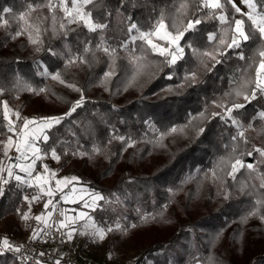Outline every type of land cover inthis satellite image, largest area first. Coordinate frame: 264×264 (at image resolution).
<instances>
[{"label":"trees","instance_id":"trees-1","mask_svg":"<svg viewBox=\"0 0 264 264\" xmlns=\"http://www.w3.org/2000/svg\"><path fill=\"white\" fill-rule=\"evenodd\" d=\"M39 2L40 0H0V17L9 20V25L0 27V84L10 88L19 72L33 87L47 86L51 92L34 95L28 91H20L17 98L16 92L6 90L0 95V101L6 100L11 106L20 102L19 111L27 115L61 116L68 111L72 102L80 98V93L51 79H45L38 73L45 67L50 72L63 69L64 57L69 49L74 54L82 48V41L91 40L95 44L100 33H89L81 27L70 32L65 39L62 35L53 38L49 32L44 37V50L37 53L26 35L15 39L12 35L22 24L13 19V14L18 16L27 9L28 3ZM139 2L142 3L143 0ZM120 3L121 0H104V6L112 12L109 19L103 17V8L94 12V16L101 17L102 22L109 24L104 35L112 42L127 38V16L131 15L133 21L147 27L152 6L160 7L171 3V0H148L147 8H133L130 3H125L121 10L123 14L117 15ZM228 7L231 13V6ZM4 8H9L12 12L4 13ZM44 11L46 13L47 10ZM38 14L33 13V16ZM72 27L76 28V25ZM198 27L200 32L195 35L200 46L204 42L202 35L215 30L216 22L208 21ZM49 48L58 55H52L47 50ZM244 51L246 55L250 54L248 46ZM120 55L123 57L125 53L121 52ZM97 56L100 62L91 69L86 65L73 66L66 73L67 80L85 89V100L76 112L49 131L48 142L51 145L57 140L68 141L73 147L78 142L83 149L89 150L94 143L107 145L103 155H95L92 159L71 156H62L61 159V168L80 177L81 182H87L88 187L109 197L113 193L121 197L128 195L123 205L116 206L115 213L98 210L95 212V219L101 223L105 219L112 222L119 214L123 217L121 223L128 225L139 223L136 208H140L142 213H162L156 220L133 229L134 234L148 242L138 254L135 264H196L197 260L199 264H264V223L257 217L250 218L245 224L240 223V217L249 209L254 197L241 195L233 189L231 197L225 200L217 195L218 182L213 184L210 179L204 178V173L213 167L217 158L225 155V145L232 142L231 137L235 135L236 129L230 123H225L219 117L213 118L205 125L206 131L199 139H191V131L189 138L176 136L175 143L170 136L164 141L168 145L167 149H154L151 144L139 142L134 148H128L125 162L122 158L126 151H121L123 146L120 142L113 140L110 145L107 144L113 134L131 136L137 141L151 138L150 125L146 123L148 121L161 130L184 124L189 113H197L206 100L211 101L228 89L229 78L242 62L232 55L231 59L217 65L210 73L201 69L202 82L194 88L181 90L182 94L178 96L160 91L169 84L178 83L175 77L173 80L165 78L171 71L168 68L143 89L131 87L115 94L117 88L123 87L120 83L123 73L113 77L109 85L112 91H105L98 86L97 79L106 70L107 58L103 53H97ZM125 62L119 61L121 64ZM194 63V58L186 49L185 59L178 61L175 66L177 75H183L184 70ZM53 92L55 95L51 94ZM240 102L244 103L242 98ZM213 110L220 111L209 109ZM261 110H264V97L258 96L233 114L247 125ZM4 123L3 108L0 105V132L6 131ZM260 125L261 121L257 119L255 127L259 128ZM247 135L250 145L264 146V137L258 136L254 131ZM2 139L5 136L0 135V140ZM57 151L59 153L63 149L58 146ZM245 161L253 162L249 157H245ZM90 171L94 172L95 178H88ZM190 175L195 179L182 184ZM244 175L245 170L242 169L237 174V179L244 178ZM130 180L134 182L129 183ZM232 183L231 178H228V184L231 186ZM169 188L178 190L173 195L169 193ZM32 191L27 189L21 192L16 188L15 181L6 186L5 195L0 201V221L8 217L21 220L16 209L19 207L26 211L27 203L23 201V195ZM218 232H221V236L216 239ZM0 264H14V260L0 254Z\"/></svg>","mask_w":264,"mask_h":264},{"label":"snow or ice","instance_id":"snow-or-ice-1","mask_svg":"<svg viewBox=\"0 0 264 264\" xmlns=\"http://www.w3.org/2000/svg\"><path fill=\"white\" fill-rule=\"evenodd\" d=\"M125 3H130L133 8L148 7V0H121L117 9V15H122ZM247 11H243L235 0H171V3L157 7L152 6L148 17L147 27L137 21H133L131 15L127 16L126 39L112 42L104 32L109 24L101 21V17L94 16V12L103 8L105 19L112 16V12L104 6V0H40L39 3H28L27 9L18 14H13V19L22 22L18 30L12 35L15 39L27 36L29 44L34 46L37 53L41 52L45 43L44 37L51 32L53 38L63 36L67 38L70 32L79 28L86 29L89 33H100L99 40L93 44L91 40L82 41V48L76 53L71 49L65 54L63 69L50 72L46 67L38 74L45 79H51L65 87L80 93V98L71 103L70 108L61 116H23L19 110L9 107L8 101H0L3 108V127L6 131L0 132L5 139L0 140V198L4 197L6 186L15 181L16 188L21 192L32 189L31 195H23V201L27 203L28 210L17 208L20 219L27 225L31 219L36 221V226L31 229L29 240L48 242L54 240L57 235L61 243H71L75 236H86L93 244L103 242L113 232H120L127 236L131 229H136L150 221L156 220L162 213H142L140 208L135 211L139 223L122 224V215L112 222L107 219L101 223L94 219L88 212L77 209H67L61 204H79L82 208L91 209L92 212L117 211L116 206L123 205L128 195L121 197L113 193L111 197L105 196L94 188L87 186V182H81L76 175L58 177L60 169H53L45 161L50 159L59 163L62 156L87 157L92 159L95 155H103L107 145L94 143L91 149H83L82 145L73 147L70 142L57 140L49 145V131L56 125L70 117L85 100V89L77 83L67 80L66 73L73 66L86 65L89 69L99 63L97 53H103L107 58L106 70L98 77V86L105 91H112L109 85L113 77L123 73L120 80L122 88H117L115 94L127 91L131 87L143 89L147 83L156 78L165 68L171 69L166 75L167 80L175 77L178 83L169 84L160 91L169 95H181V90L194 88L201 83V69L203 72L214 71L217 65L231 59L242 63L237 66L229 78V87L221 95L211 101H205L203 108L195 114L189 113L186 122L182 125H172L164 130L156 128L150 121L151 138H142L137 141L131 136L113 134L107 141L110 145L117 140L123 146L121 151L134 148L137 143L144 142L152 147L167 149L164 141L176 136L189 138V132L193 133L191 139H199L206 131L205 125L213 118L219 117L225 123H230L236 129L231 137V144L225 145V155L217 158L213 167L204 173L205 179H210L213 184L218 182L217 195L228 200L232 190L241 195L254 197L249 209L240 217V223L245 224L252 217H257L264 223V146L250 145L248 132L254 131L258 136L264 137V110L257 113L247 125L242 123L233 113L246 107V104L264 97V0H241ZM231 6V13L229 7ZM47 10L46 13L44 10ZM4 13H11L9 8L3 9ZM33 13H39L33 16ZM239 14V18H237ZM208 21L216 22V29L202 35L203 44L198 46L196 33L200 32L199 25ZM9 25L8 19L0 17V27ZM72 25H76L73 28ZM191 33V36L188 34ZM186 36L188 38L186 39ZM137 41L140 43L137 44ZM183 41V43H182ZM248 46L250 54L244 49ZM186 49L189 50L195 63L186 68L183 75H177L175 66L178 61L184 60ZM52 55H58L47 49ZM125 53L121 56L120 53ZM154 57H159L156 59ZM125 60L124 64L119 61ZM92 81H89V86ZM28 91L34 95L49 94L51 90L45 87H33L17 72L10 88L0 84V95L5 91ZM55 95V93H51ZM243 99L244 103L240 100ZM220 111H209V109ZM14 117V119H13ZM259 119L261 125L255 127V121ZM43 145V146H42ZM250 145V146H249ZM63 149L57 151V147ZM15 155H12V152ZM151 154V153H149ZM116 155V153H112ZM249 157L253 162H246ZM245 170L244 178L237 179V174ZM199 172V170H197ZM231 178L232 185L228 184ZM195 177L188 176L183 183L191 182ZM54 182V183H53ZM134 181H129L133 183ZM258 182V183H257ZM79 185V187H77ZM178 189L169 188L171 194ZM43 201V209L38 214L32 215L34 203ZM165 207H167L165 205ZM74 213V214H70ZM221 232L216 234L219 239ZM24 245L10 243L7 237L0 240V253H22ZM47 253L40 252L36 257L21 255V264L35 258V264H62L63 255L54 261L45 262L42 257ZM196 264H199L197 260Z\"/></svg>","mask_w":264,"mask_h":264},{"label":"rangeland","instance_id":"rangeland-1","mask_svg":"<svg viewBox=\"0 0 264 264\" xmlns=\"http://www.w3.org/2000/svg\"><path fill=\"white\" fill-rule=\"evenodd\" d=\"M235 3L243 11H247L246 6L241 3V0H235ZM19 106H20V102L16 103L14 106L9 105V107L13 110H19ZM21 114L27 117H41L37 114H33V115H27L24 113ZM50 116H58V115H50ZM128 153H129V149H127V151L123 155L122 158L123 162L126 161L128 157ZM45 162L48 163L50 167H52L53 169H60L57 178L73 175L68 170L61 168V161L57 163L55 161L47 159ZM93 173L94 172L90 171L88 173V178H95V175ZM77 187H79V185H77ZM34 204L32 208H34L35 206ZM65 206L67 209L88 211L95 219V212H92L91 209L82 208L81 205L72 204V203L65 204ZM27 210H28V206L26 211ZM70 214H74V213H70ZM27 227L28 226L22 220H17L14 218L7 221L3 225H0V229H6L7 231L13 233H25L27 232L26 231ZM83 240H84V244L81 250V257L88 264H126L133 258L134 259L136 258L137 260L138 254L143 249V247H145V245L148 243L146 240H141V238L137 234H134L133 229L130 230L127 236H122L120 232H113L109 234L106 237V239L99 244H93L86 236H83ZM7 257L14 260V258L10 255H7ZM14 264H16L15 260H14Z\"/></svg>","mask_w":264,"mask_h":264},{"label":"built area","instance_id":"built-area-1","mask_svg":"<svg viewBox=\"0 0 264 264\" xmlns=\"http://www.w3.org/2000/svg\"><path fill=\"white\" fill-rule=\"evenodd\" d=\"M12 155H15V152H12ZM34 208H32V215H38L43 209V201L41 203H35ZM62 207L66 208L65 204H61ZM27 228L25 233H13L7 231L6 229H0V240L4 237H7L10 243L20 245L23 244L24 250L22 253H13V252H3L0 254L10 255L14 258L16 264H21L19 257L21 255H31L36 257L38 253L45 252L46 256L42 257L45 262L54 261L59 259L63 255L62 264H88L81 257V250L83 248L84 240L82 236H75L71 243L64 242L61 243L60 237H57L54 240H48V242H43L42 240L31 241L29 240L30 232L33 227L36 226V221L31 219L27 222ZM136 258L130 260L126 264H135ZM28 264H35V258L28 261Z\"/></svg>","mask_w":264,"mask_h":264},{"label":"crops","instance_id":"crops-1","mask_svg":"<svg viewBox=\"0 0 264 264\" xmlns=\"http://www.w3.org/2000/svg\"><path fill=\"white\" fill-rule=\"evenodd\" d=\"M31 193H32V192H31ZM31 193L28 192V193H26V194L31 195ZM11 219H13V217H8V218H6V219L1 220V221H0V225L5 224L7 221H9V220H11ZM18 229H19V228H18Z\"/></svg>","mask_w":264,"mask_h":264}]
</instances>
